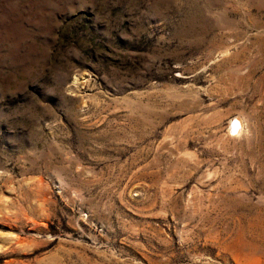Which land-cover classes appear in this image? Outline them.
Here are the masks:
<instances>
[{"label":"rangeland","instance_id":"obj_1","mask_svg":"<svg viewBox=\"0 0 264 264\" xmlns=\"http://www.w3.org/2000/svg\"><path fill=\"white\" fill-rule=\"evenodd\" d=\"M0 264H264V0H0Z\"/></svg>","mask_w":264,"mask_h":264},{"label":"bare ground","instance_id":"obj_2","mask_svg":"<svg viewBox=\"0 0 264 264\" xmlns=\"http://www.w3.org/2000/svg\"><path fill=\"white\" fill-rule=\"evenodd\" d=\"M238 121H239V124H237V125L235 126V128H237V129H238L239 125H240V127H241V126H242V123H243V122H241L242 120H239V119H238ZM241 128H242V127H241ZM241 128H240V129H241ZM238 130H239V129H238Z\"/></svg>","mask_w":264,"mask_h":264}]
</instances>
